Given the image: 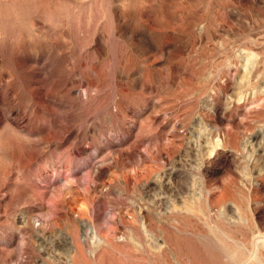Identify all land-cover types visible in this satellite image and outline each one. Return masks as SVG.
I'll return each instance as SVG.
<instances>
[{
	"label": "rangeland",
	"instance_id": "1",
	"mask_svg": "<svg viewBox=\"0 0 264 264\" xmlns=\"http://www.w3.org/2000/svg\"><path fill=\"white\" fill-rule=\"evenodd\" d=\"M262 236L264 0H0V264H264Z\"/></svg>",
	"mask_w": 264,
	"mask_h": 264
},
{
	"label": "bare ground",
	"instance_id": "2",
	"mask_svg": "<svg viewBox=\"0 0 264 264\" xmlns=\"http://www.w3.org/2000/svg\"><path fill=\"white\" fill-rule=\"evenodd\" d=\"M260 238H261L262 240H261ZM260 238H259L258 240H261L262 243L264 244V236H262V237H260ZM252 261H253V260H252ZM255 261L258 262L257 259H256ZM256 262H255V264H256ZM242 264H245V263H242Z\"/></svg>",
	"mask_w": 264,
	"mask_h": 264
}]
</instances>
